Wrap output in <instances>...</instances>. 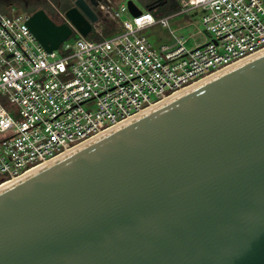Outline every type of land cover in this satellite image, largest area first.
I'll use <instances>...</instances> for the list:
<instances>
[{"label": "water", "instance_id": "1", "mask_svg": "<svg viewBox=\"0 0 264 264\" xmlns=\"http://www.w3.org/2000/svg\"><path fill=\"white\" fill-rule=\"evenodd\" d=\"M91 5L64 13L83 37ZM0 264H264V51L0 188Z\"/></svg>", "mask_w": 264, "mask_h": 264}, {"label": "built area", "instance_id": "2", "mask_svg": "<svg viewBox=\"0 0 264 264\" xmlns=\"http://www.w3.org/2000/svg\"><path fill=\"white\" fill-rule=\"evenodd\" d=\"M95 1L86 37L57 11L71 35L51 53L26 25L30 15L0 6L1 183L264 51V0H178L182 10L206 12L213 37L190 49L183 38L154 47L142 35L168 27L169 17Z\"/></svg>", "mask_w": 264, "mask_h": 264}, {"label": "rangeland", "instance_id": "3", "mask_svg": "<svg viewBox=\"0 0 264 264\" xmlns=\"http://www.w3.org/2000/svg\"><path fill=\"white\" fill-rule=\"evenodd\" d=\"M118 1L125 4L131 1L141 12L147 11V2L145 0ZM171 3V6H163L150 10L155 18L169 17L168 27L156 25L143 32L142 35L148 39L151 45L154 47H158L162 44L171 45L175 43L176 38H183L184 46L186 49H190L197 45L207 43L213 38L203 26L202 18L206 12L201 7L190 8L185 11L178 7V0H172ZM0 6L4 11H10V8L14 7L19 13H24L18 4L12 0L3 2ZM48 14L52 16L55 21L61 22V20L50 11ZM124 18H126V16L122 17V19ZM88 38L93 39V33L89 35ZM2 179H4V177L0 175V183Z\"/></svg>", "mask_w": 264, "mask_h": 264}, {"label": "flooded vegetation", "instance_id": "4", "mask_svg": "<svg viewBox=\"0 0 264 264\" xmlns=\"http://www.w3.org/2000/svg\"><path fill=\"white\" fill-rule=\"evenodd\" d=\"M10 0H0V4ZM23 10L25 14L31 15L38 11H42L45 15L56 25L64 24V22L58 17L57 11L60 13H65L67 10L74 8L75 0H12ZM83 2L90 4V0H82ZM147 2L146 6L149 8H159L163 6H171L172 0H145ZM57 16L61 22H57L53 19L48 12Z\"/></svg>", "mask_w": 264, "mask_h": 264}, {"label": "bare ground", "instance_id": "5", "mask_svg": "<svg viewBox=\"0 0 264 264\" xmlns=\"http://www.w3.org/2000/svg\"><path fill=\"white\" fill-rule=\"evenodd\" d=\"M13 181H15V180H10V181L4 182V183H0V188L6 186L7 184H9V183H11Z\"/></svg>", "mask_w": 264, "mask_h": 264}, {"label": "trees", "instance_id": "6", "mask_svg": "<svg viewBox=\"0 0 264 264\" xmlns=\"http://www.w3.org/2000/svg\"><path fill=\"white\" fill-rule=\"evenodd\" d=\"M6 2V1H5Z\"/></svg>", "mask_w": 264, "mask_h": 264}]
</instances>
